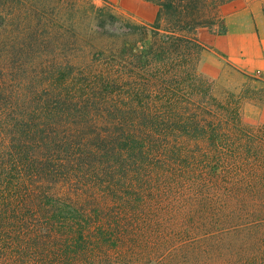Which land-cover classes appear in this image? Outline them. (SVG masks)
<instances>
[{
    "label": "trees",
    "instance_id": "trees-1",
    "mask_svg": "<svg viewBox=\"0 0 264 264\" xmlns=\"http://www.w3.org/2000/svg\"><path fill=\"white\" fill-rule=\"evenodd\" d=\"M146 1L153 24L0 0V264L131 261L139 247L149 264L177 248L189 264H264V126L246 115L264 76L203 72L235 0ZM17 46L37 70L16 97Z\"/></svg>",
    "mask_w": 264,
    "mask_h": 264
},
{
    "label": "rangeland",
    "instance_id": "rangeland-1",
    "mask_svg": "<svg viewBox=\"0 0 264 264\" xmlns=\"http://www.w3.org/2000/svg\"><path fill=\"white\" fill-rule=\"evenodd\" d=\"M78 3H90L95 4L98 7H107L111 9L116 15L121 16L123 18L132 20L133 22L137 23H144V24H153L155 22L158 7L153 5L151 2H148L146 0H76ZM74 2V0H72ZM239 12H244L249 17L248 18H261L264 20V0H235L234 2H231L227 5H225L221 9V13L223 18L225 19V22H227V18L231 16H236ZM220 38V44L219 47L221 49H224V47L227 46V44L224 45L226 42L224 38L222 37H216L215 39ZM213 40L212 44L214 47V53L208 57V59L205 61V64L203 65V72L206 75H209L211 77H217L220 73H223V79L219 84H227L228 86H236L239 85L242 82L247 81V79L243 76H240L239 74H235L234 71L231 69V67H228L226 63H224L222 56H226L223 51H221L219 48L216 47V41ZM4 50V49H3ZM3 50L0 52V56L3 52ZM37 52L34 49L32 52L30 49H27L25 53H23L20 49V47H16V50L12 54V62L13 66L15 68V71L12 74V80L13 83H11L10 87L14 91L15 96H19V93L22 91V87L25 82V76L27 74L36 73V66H34V61L36 60ZM222 59V61H221ZM34 66V67H33ZM30 72H27V70H30ZM26 74V75H25ZM264 76L263 74H260V72L251 74L249 76ZM264 78V77H263ZM30 82H27V85ZM239 83V84H238ZM42 83H33L31 92H34L36 90V87L38 85L40 86ZM21 86V89H20ZM259 86V84H258ZM30 101H28V104H41L38 99L34 95H29ZM264 104V103H263ZM246 115L249 117V119H253L255 122H257L259 125L264 126V105L261 107L253 108L248 107L247 108ZM189 249V248H188ZM180 248L174 249L172 251L173 253V260L171 264H189V250L183 252H179ZM154 250H147V248L139 247L138 250H135L136 252V258L138 260H120L118 258L114 259L112 263H105V264H149L147 261L148 259H140L147 254L149 255ZM130 252V251H128ZM158 255L162 256V250L159 251ZM168 259V256L165 261H158L154 264H167L166 262ZM171 260V259H170ZM261 263V261H260Z\"/></svg>",
    "mask_w": 264,
    "mask_h": 264
},
{
    "label": "crops",
    "instance_id": "crops-1",
    "mask_svg": "<svg viewBox=\"0 0 264 264\" xmlns=\"http://www.w3.org/2000/svg\"><path fill=\"white\" fill-rule=\"evenodd\" d=\"M244 12L227 18L228 33L224 49L219 47L220 38L215 39L216 47L225 53L224 63L230 64L247 75L264 73V20L248 18ZM221 59V61H222ZM226 64V65H227Z\"/></svg>",
    "mask_w": 264,
    "mask_h": 264
}]
</instances>
